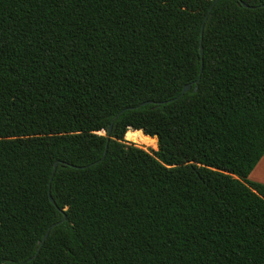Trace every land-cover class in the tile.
<instances>
[{
  "label": "trees",
  "instance_id": "trees-1",
  "mask_svg": "<svg viewBox=\"0 0 264 264\" xmlns=\"http://www.w3.org/2000/svg\"><path fill=\"white\" fill-rule=\"evenodd\" d=\"M214 2L0 0V264H264V0Z\"/></svg>",
  "mask_w": 264,
  "mask_h": 264
},
{
  "label": "water",
  "instance_id": "water-1",
  "mask_svg": "<svg viewBox=\"0 0 264 264\" xmlns=\"http://www.w3.org/2000/svg\"><path fill=\"white\" fill-rule=\"evenodd\" d=\"M216 1H217V0H215V2H216ZM215 2L213 3V5L215 4ZM242 3H243L244 6H249L247 3H244V2H242ZM213 5L211 6L209 12H211V10H212V8H213ZM202 34H203V29H202ZM200 53H201V55L203 56V53H204V52H203V45H202V44H201V46H200ZM202 67H203V65H202ZM202 67H201V70H202ZM200 78H201V76H199V78H198L197 80H195L194 82H192V83H187V84L183 87L182 92L180 93V95H179L178 97H181V96H183L186 92H188V91L191 89V87H192L193 84H198ZM196 89H197V86H196ZM143 104H145V103H143ZM112 128H113V123H112V124L110 125V127H109V132L112 131ZM57 164H58V162H55V164H54V171H55V169H56V167H57ZM53 173H54V172H53ZM52 176H53V174H52ZM49 198H50V200H51L53 203H55V200H54V198L52 197L50 191H49ZM65 220H66V215H64V217H63L62 220L57 221V222H55V223H53L52 225L49 226L48 230L46 231V233H45V235H44V237H43V239H42V241L40 242V247L42 246V244L44 243V241H45L46 238L48 237V235H49V233H50V230H51L54 226H56V225H58V224H61V223L64 222ZM38 252H39V250L36 252L35 256L38 254ZM30 259H31V258H30Z\"/></svg>",
  "mask_w": 264,
  "mask_h": 264
},
{
  "label": "crops",
  "instance_id": "crops-1",
  "mask_svg": "<svg viewBox=\"0 0 264 264\" xmlns=\"http://www.w3.org/2000/svg\"><path fill=\"white\" fill-rule=\"evenodd\" d=\"M249 178L253 181L264 183V155L251 171Z\"/></svg>",
  "mask_w": 264,
  "mask_h": 264
},
{
  "label": "rangeland",
  "instance_id": "rangeland-1",
  "mask_svg": "<svg viewBox=\"0 0 264 264\" xmlns=\"http://www.w3.org/2000/svg\"><path fill=\"white\" fill-rule=\"evenodd\" d=\"M101 133H105V131H102ZM156 140H148V142H136V141H133V140H130L126 137L125 135V140L128 141V142H132V143H135L143 148H145L146 150L148 151H155L158 149V141H157V137H155Z\"/></svg>",
  "mask_w": 264,
  "mask_h": 264
}]
</instances>
